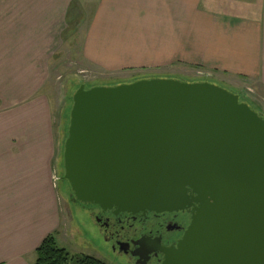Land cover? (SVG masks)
I'll list each match as a JSON object with an SVG mask.
<instances>
[{"label": "water", "instance_id": "95a60500", "mask_svg": "<svg viewBox=\"0 0 264 264\" xmlns=\"http://www.w3.org/2000/svg\"><path fill=\"white\" fill-rule=\"evenodd\" d=\"M71 99L73 203L133 214L199 204L163 264H264L262 113L208 81L81 85Z\"/></svg>", "mask_w": 264, "mask_h": 264}, {"label": "crops", "instance_id": "0c3cea01", "mask_svg": "<svg viewBox=\"0 0 264 264\" xmlns=\"http://www.w3.org/2000/svg\"><path fill=\"white\" fill-rule=\"evenodd\" d=\"M92 1L0 0V264H34L47 237L62 239L63 151L45 89L76 33L83 60L106 72L201 67L264 92V4L244 15L223 0Z\"/></svg>", "mask_w": 264, "mask_h": 264}, {"label": "rangeland", "instance_id": "374dc122", "mask_svg": "<svg viewBox=\"0 0 264 264\" xmlns=\"http://www.w3.org/2000/svg\"><path fill=\"white\" fill-rule=\"evenodd\" d=\"M98 0H93L96 4ZM227 4V12L236 14L256 15L261 12L264 0H223ZM74 40V41H73ZM65 48L60 50L51 60V78L45 89L51 105V119L54 137L58 147V160L61 158L65 140L68 136L70 111L72 103L70 97L81 85L86 89L94 87H114L122 84H131L143 79L162 78L178 79L184 82H210L238 93L247 102L264 116V92L248 83L238 85L231 81L222 82L212 71H205L201 67L172 66L140 68L133 72H106L100 68L88 65L81 54V36L75 38ZM143 69V70H142ZM60 179L55 181L61 197L63 225L61 227L62 239L60 246L72 254H84L99 259L106 264H124L110 257L103 250V241L98 236L91 209L78 203H71V187L63 179L62 158L59 161ZM55 178V177H54Z\"/></svg>", "mask_w": 264, "mask_h": 264}, {"label": "flooded vegetation", "instance_id": "af4514ba", "mask_svg": "<svg viewBox=\"0 0 264 264\" xmlns=\"http://www.w3.org/2000/svg\"><path fill=\"white\" fill-rule=\"evenodd\" d=\"M189 196L197 197L192 192ZM199 207L192 203L178 212L136 214L93 207L91 216L110 257L124 264H163L166 254L178 248Z\"/></svg>", "mask_w": 264, "mask_h": 264}, {"label": "trees", "instance_id": "16d2710c", "mask_svg": "<svg viewBox=\"0 0 264 264\" xmlns=\"http://www.w3.org/2000/svg\"><path fill=\"white\" fill-rule=\"evenodd\" d=\"M72 95L70 97V100H72L71 99ZM241 100L243 102H247L246 100H244L242 96H241ZM255 110L258 111L257 109ZM34 264H106V263L89 255L72 254L66 248H63L59 245L55 235H50L44 240V242L36 250V260Z\"/></svg>", "mask_w": 264, "mask_h": 264}, {"label": "built area", "instance_id": "2783aa9c", "mask_svg": "<svg viewBox=\"0 0 264 264\" xmlns=\"http://www.w3.org/2000/svg\"><path fill=\"white\" fill-rule=\"evenodd\" d=\"M54 177H55V181H58L59 178L57 172L54 173Z\"/></svg>", "mask_w": 264, "mask_h": 264}]
</instances>
